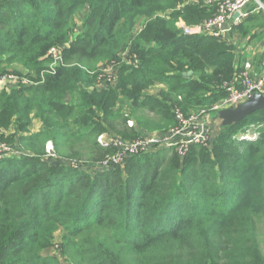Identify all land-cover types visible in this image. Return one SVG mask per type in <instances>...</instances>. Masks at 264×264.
I'll return each mask as SVG.
<instances>
[{"label":"trees","instance_id":"16d2710c","mask_svg":"<svg viewBox=\"0 0 264 264\" xmlns=\"http://www.w3.org/2000/svg\"><path fill=\"white\" fill-rule=\"evenodd\" d=\"M204 1L0 0V72L34 82L14 71L0 91V264H61L55 247L69 264H264V110L183 154L120 156L98 139L130 144L217 113L235 52L177 25L212 17ZM121 63L117 89L100 88Z\"/></svg>","mask_w":264,"mask_h":264},{"label":"built area","instance_id":"2783aa9c","mask_svg":"<svg viewBox=\"0 0 264 264\" xmlns=\"http://www.w3.org/2000/svg\"><path fill=\"white\" fill-rule=\"evenodd\" d=\"M204 4L207 7H213L215 9L214 15L204 20L203 22L193 26H188L184 21H180L177 25L183 35L198 37L206 36L222 41L230 35L235 27L241 25L250 16L251 12L246 11L248 6H250L251 4L256 5V7L253 9V12L261 10L264 11V3L262 2V0H205ZM65 49L66 46H62L54 47L49 51L48 57L51 59L50 70H55V68L59 66H64L63 51ZM123 58L129 65L138 63L137 56H129L128 51L123 53ZM116 66L117 64H114L113 66H110L105 70V74H107L108 76L105 77V81L103 84L99 80L101 84L100 88H106L105 86L108 83L113 84L109 81V79L115 76V72L117 69ZM250 66L251 65L247 63L245 71L238 75L234 82H231L224 86L228 95L223 101H221V104L219 106L213 107V112L228 108H235L250 99L254 94L258 93L264 95V76H251L248 72ZM18 82V76L10 74L0 75V91L11 88L13 87V85H15V83ZM178 117L181 120V126L171 130L167 135L156 134L154 136H148L130 144H124L121 141L115 140H112V142L120 147V156H125L126 154H138L141 150H148L154 145H157L155 146L156 148H168L171 146L174 147L176 145L171 142L172 136L182 133L186 123H189V121L191 120H183L180 115ZM162 137H164L163 139H165L163 141V144L161 143L163 140ZM104 138L105 136H100L99 141H105ZM201 139H203V137ZM198 143L199 141H197V143L195 144ZM192 144L193 143H191L190 141L186 142L185 144L182 142V146H178L179 151L188 149ZM7 150L9 149H7V146L5 144L0 145V152ZM180 153L183 154V152ZM120 156L117 159V162L120 160Z\"/></svg>","mask_w":264,"mask_h":264},{"label":"crops","instance_id":"0c3cea01","mask_svg":"<svg viewBox=\"0 0 264 264\" xmlns=\"http://www.w3.org/2000/svg\"><path fill=\"white\" fill-rule=\"evenodd\" d=\"M264 3V0H262ZM256 7L255 4H251L247 7L246 11L251 12L250 16L239 26L235 27L230 35L223 39L231 46L235 52V79L246 69V64L249 63V73L251 76L260 77L264 76V11L253 12ZM250 23L252 26H248L245 29V24ZM249 24V25H250ZM230 41V43L228 42ZM188 76H193V72L188 73ZM159 89H165L163 85H156L149 90L150 95H157ZM213 121V126L210 123L211 136H215L222 131L220 121H216L213 117H209ZM217 129V130H214ZM112 138L105 136L104 140L110 141Z\"/></svg>","mask_w":264,"mask_h":264},{"label":"rangeland","instance_id":"374dc122","mask_svg":"<svg viewBox=\"0 0 264 264\" xmlns=\"http://www.w3.org/2000/svg\"><path fill=\"white\" fill-rule=\"evenodd\" d=\"M83 15V14H82ZM80 20V24H82V22H83V19H82V16H81V18L79 19ZM145 22L146 21H144V22H140L139 23V25L141 24V23H143L141 26H139L138 28H137V31L138 32H140V31H142L143 30V28L145 27ZM187 24V23H186ZM250 23H247V24H245V29L248 27V26H252V24H250ZM188 26H193V25H196V24H192V25H190V24H187ZM81 29V27H79V30ZM77 31V30H76ZM229 43H230V41H228ZM228 44V43H227ZM229 45V44H228ZM64 52V51H63ZM103 67V66H102ZM117 69H116V72H115V76L113 77V78H110L109 79V81L110 82H112L113 84H111V83H108L105 87L106 88H108V86H114L112 89H117V86H118V84H119V75H120V69L122 68V63L121 64H117ZM14 71H16V72H18L20 75L21 74H23V75H21L22 77H24V79H23V83H25L27 86H32V85H34V82L33 81H30V80H28L29 78H27L26 77V72H25V70L24 69H22V68H19V67H15L14 69H11L10 70V75H15V76H18L19 77V75H16V74H14L15 72ZM102 73V72H101ZM191 73V72H190ZM0 75H7V74H1V72H0ZM20 76V77H21ZM19 77V78H20ZM104 77V76H103ZM108 82V81H107ZM12 88V87H11ZM160 87H158V90H160L159 89ZM9 89V88H8ZM111 94H112V97H113V99L115 100L111 105L113 106V107H115V108H117V109H122L125 113H127V109H128V107H127V105L125 104V103H123V101H122V98H121V95H120V93H117V92H111ZM206 111H202L201 113H199V114H197V115H194L192 118H191V120L189 121V123H186V125H185V127L183 128L184 130H183V132L182 133H180L179 135H175V136H172V139H171V142H173L175 145H176V147L177 146H182V142L185 144L186 142H188V141H190L191 143H193V144H195V143H197V141H199V144H202V145H207L208 144V142H209V139L210 140H214V137L213 136H211V131H210V127H208V125L212 122L213 123V121L209 118L210 116L211 117H213V116H215V114L216 113H205ZM217 112H219V111H217ZM211 123V124H212ZM212 126H213V124H212ZM39 128H40V124H39V122L38 121H35L34 123H33V126L30 128V130H29V132L30 133H36L38 130H39ZM210 128V129H209ZM84 129H86V126L84 127ZM214 130H217V129H214ZM223 130V129H222ZM257 131L256 130H251L247 135H243V137H242V139H246L248 136H250V135H253V134H255ZM156 134H159V133H154V134H152V135H150V136H154V135H156ZM250 134V135H249ZM203 137V139H201ZM164 137H162V139H163ZM99 139V138H98ZM113 139H111L110 141H112ZM165 139H163L162 140V144H163V141H164ZM0 145H1V143H0ZM159 145V144H158ZM155 146H157V145H154L152 148H150V149H148V150H141L140 152H150V150H154L156 147ZM7 149H9V150H7V151H1L0 153H2L3 154V152L4 153H11V148H8L7 147ZM51 149V148H50ZM84 150V149H83ZM188 149H185L184 151H179V152H186ZM139 152V153H140ZM138 153V154H139ZM132 155H134V154H132ZM121 161H123V160H119L117 163H121ZM105 168H110V167H104V168H102V170H105ZM57 239H59V238H57ZM56 243H58V242H56ZM49 254L51 255V256H58L59 258H60V263L61 264H69L66 260H65V258L64 257H61L60 256V254L59 253H57V247H55V251H51V252H49Z\"/></svg>","mask_w":264,"mask_h":264},{"label":"water","instance_id":"95a60500","mask_svg":"<svg viewBox=\"0 0 264 264\" xmlns=\"http://www.w3.org/2000/svg\"><path fill=\"white\" fill-rule=\"evenodd\" d=\"M259 110H264V95L257 93L235 108L217 112L213 119L220 121L222 128L231 127Z\"/></svg>","mask_w":264,"mask_h":264}]
</instances>
